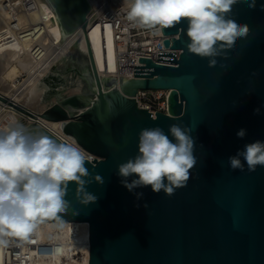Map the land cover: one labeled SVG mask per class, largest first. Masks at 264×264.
<instances>
[{
    "label": "water",
    "instance_id": "95a60500",
    "mask_svg": "<svg viewBox=\"0 0 264 264\" xmlns=\"http://www.w3.org/2000/svg\"><path fill=\"white\" fill-rule=\"evenodd\" d=\"M42 1L62 41L81 30L85 63L70 58L67 72L75 73L89 94H66L67 84L56 73L41 79L43 99L55 97L41 112L1 95L0 100L31 119L25 126L57 140L36 118L60 123L64 136L95 157L86 167L103 177V184L87 185L96 202L79 204L70 182L71 210L61 214L64 223L88 224V264H264V167L250 173L246 164L244 171H233L228 163L246 144L264 142V0H256L254 9L234 6L232 18L247 24L249 35L226 58L217 57L215 67L188 52L183 21L162 31L172 37L164 47L179 50L178 59L175 52H158L157 62L171 65L139 58L141 66H134L130 79L104 78L96 71L86 38L89 0ZM75 48L72 43L69 50ZM140 90H168L167 113L152 118L140 108L135 100ZM172 124L191 128L195 141L197 164L187 185L171 196L150 186L129 191L118 165L138 154V133L160 127L173 139ZM241 129L243 138L237 136Z\"/></svg>",
    "mask_w": 264,
    "mask_h": 264
},
{
    "label": "clouds",
    "instance_id": "9594fccd",
    "mask_svg": "<svg viewBox=\"0 0 264 264\" xmlns=\"http://www.w3.org/2000/svg\"><path fill=\"white\" fill-rule=\"evenodd\" d=\"M126 18L134 26L158 34L183 21L187 22L186 45L189 53L217 65V57H227L236 42L249 35V26L232 18L234 6L244 3L250 9L256 0H123ZM223 67V65H221ZM255 74V73H254ZM259 108L255 112L259 113ZM192 129L180 124L169 126L170 139L160 127L143 128L138 133V154L118 165L122 184L129 191L151 187L154 193L171 196L187 185L197 164ZM246 134L237 132L239 138ZM242 158V159H241ZM92 157L74 143L62 142L18 121L0 128V247L8 238L27 239L46 221L62 227L61 214L71 210L66 199L70 182L76 185L75 199L84 206L97 197L87 191L92 182L103 184V177L86 167ZM230 169L255 172L264 167V142L245 145L228 159ZM135 177L130 182L129 177ZM137 193V197L142 196ZM148 207L147 204L144 205ZM62 250L55 249L60 255Z\"/></svg>",
    "mask_w": 264,
    "mask_h": 264
},
{
    "label": "bare ground",
    "instance_id": "6f19581e",
    "mask_svg": "<svg viewBox=\"0 0 264 264\" xmlns=\"http://www.w3.org/2000/svg\"><path fill=\"white\" fill-rule=\"evenodd\" d=\"M32 1L35 8L28 11L19 0H0V95L37 113L46 108H43L41 102L46 90L41 79L68 53L72 43H75L77 53L83 56L86 53V41L80 31L62 41L42 7L53 15L50 8L42 0ZM116 1L124 4L123 0ZM89 2L93 8L98 5L97 0ZM86 38L98 74L104 78L117 79L119 76L115 73V49L109 27L101 30L99 25L92 24L88 27ZM80 61L85 63L84 60ZM16 77L23 79L21 82L14 81ZM80 91L79 88H74L67 93L89 94H82ZM36 120L53 133L61 134L60 123L40 118ZM12 121L23 124V121L29 123L31 119L0 100V128ZM53 224L56 223L45 222L41 225L48 227Z\"/></svg>",
    "mask_w": 264,
    "mask_h": 264
},
{
    "label": "built area",
    "instance_id": "2783aa9c",
    "mask_svg": "<svg viewBox=\"0 0 264 264\" xmlns=\"http://www.w3.org/2000/svg\"><path fill=\"white\" fill-rule=\"evenodd\" d=\"M19 1L25 10L32 11L35 8L32 0ZM97 2L96 8L91 6L92 12L87 18L86 30L88 31L92 24L99 25L101 30L109 27L115 49L117 77L133 78L134 66H141L139 58L150 59L157 64L171 65L157 62L158 52H175L178 59L179 50L166 49L163 45L165 39L172 37L164 36L162 31L153 34L147 29L134 27L126 18V6L120 1L97 0ZM168 94V90H140L135 100L140 108L146 109L152 113V118H155L156 112L167 113ZM55 135L62 142L76 144L62 133ZM91 157V161L95 159L94 156ZM8 239L10 241L8 246L0 247L2 264H88L87 223L69 222L63 223L62 227H56L55 224L48 227L40 225L38 231L27 239L20 237ZM57 248L62 250L60 255L55 253Z\"/></svg>",
    "mask_w": 264,
    "mask_h": 264
},
{
    "label": "rangeland",
    "instance_id": "374dc122",
    "mask_svg": "<svg viewBox=\"0 0 264 264\" xmlns=\"http://www.w3.org/2000/svg\"><path fill=\"white\" fill-rule=\"evenodd\" d=\"M71 54V55H70ZM69 57H68V56ZM72 59L73 62L75 63H78V64H83L82 61L80 60H83L81 55H79L77 53V51L74 49V50H69L68 53H66V55L63 56V58H60L56 63L55 65L53 66L54 67V71L55 72H51L52 70H50L49 72L50 73H47V74H56L58 73L62 78H64L65 80V83L67 84V90L65 91L66 94H68L67 92H69V90L71 89H74V88H79L81 91L80 93L83 94V92L87 91L86 89V86L83 82H81V80H79L80 78L75 74V73H69L67 72V64H68V60L69 59ZM76 58V59H75ZM79 58V59H78ZM60 70V71H59ZM69 78H70V81H69ZM23 79V77H16L14 79V81H19L21 82ZM72 79V81H71ZM75 83H74V82ZM77 84V85H76ZM69 85V86H68ZM85 86V87H84ZM77 94V93H76ZM71 95V94H69ZM26 100V99H24ZM43 100V101H42ZM41 102H42V105H43V108L47 107L51 102H54L55 101V97L51 96L49 99H42Z\"/></svg>",
    "mask_w": 264,
    "mask_h": 264
}]
</instances>
